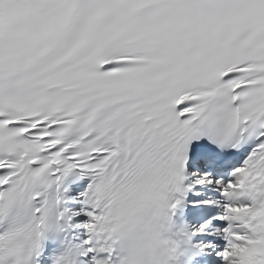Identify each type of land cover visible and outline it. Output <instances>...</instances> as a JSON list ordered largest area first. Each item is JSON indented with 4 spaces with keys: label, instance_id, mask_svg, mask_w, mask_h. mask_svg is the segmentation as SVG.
Masks as SVG:
<instances>
[{
    "label": "snow or ice",
    "instance_id": "snow-or-ice-1",
    "mask_svg": "<svg viewBox=\"0 0 264 264\" xmlns=\"http://www.w3.org/2000/svg\"><path fill=\"white\" fill-rule=\"evenodd\" d=\"M161 203L264 264V0H0V264H120Z\"/></svg>",
    "mask_w": 264,
    "mask_h": 264
},
{
    "label": "clouds",
    "instance_id": "clouds-1",
    "mask_svg": "<svg viewBox=\"0 0 264 264\" xmlns=\"http://www.w3.org/2000/svg\"><path fill=\"white\" fill-rule=\"evenodd\" d=\"M176 231L163 203L132 212L114 233L120 264H179L184 249Z\"/></svg>",
    "mask_w": 264,
    "mask_h": 264
}]
</instances>
